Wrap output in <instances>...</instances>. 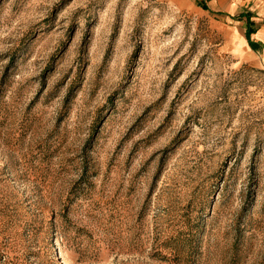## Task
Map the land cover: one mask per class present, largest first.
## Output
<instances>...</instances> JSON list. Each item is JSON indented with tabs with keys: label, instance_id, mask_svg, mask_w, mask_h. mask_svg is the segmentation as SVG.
<instances>
[{
	"label": "rangeland",
	"instance_id": "374dc122",
	"mask_svg": "<svg viewBox=\"0 0 264 264\" xmlns=\"http://www.w3.org/2000/svg\"><path fill=\"white\" fill-rule=\"evenodd\" d=\"M171 0H0V264H264V65Z\"/></svg>",
	"mask_w": 264,
	"mask_h": 264
},
{
	"label": "crops",
	"instance_id": "0c3cea01",
	"mask_svg": "<svg viewBox=\"0 0 264 264\" xmlns=\"http://www.w3.org/2000/svg\"><path fill=\"white\" fill-rule=\"evenodd\" d=\"M193 13L207 12L225 33L223 51L236 65H264V0H171Z\"/></svg>",
	"mask_w": 264,
	"mask_h": 264
}]
</instances>
